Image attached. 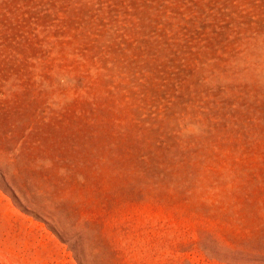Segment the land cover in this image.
Returning a JSON list of instances; mask_svg holds the SVG:
<instances>
[{
  "label": "rangeland",
  "instance_id": "374dc122",
  "mask_svg": "<svg viewBox=\"0 0 264 264\" xmlns=\"http://www.w3.org/2000/svg\"><path fill=\"white\" fill-rule=\"evenodd\" d=\"M0 264H264V0H0Z\"/></svg>",
  "mask_w": 264,
  "mask_h": 264
}]
</instances>
